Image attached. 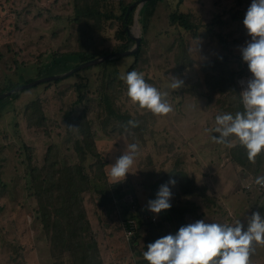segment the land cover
<instances>
[{"label": "rangeland", "instance_id": "obj_1", "mask_svg": "<svg viewBox=\"0 0 264 264\" xmlns=\"http://www.w3.org/2000/svg\"><path fill=\"white\" fill-rule=\"evenodd\" d=\"M238 1L185 0L181 5L179 0L157 2L145 33L147 43L143 58L135 71L142 73L147 83L168 93L165 99L173 111L166 116L140 109L127 99L123 109L137 116L139 126L126 127L127 124L120 121L107 129L102 124L106 112L100 107L99 92L107 81L102 78L110 74L108 72L119 77L126 75L125 71L133 60L131 55L122 56L119 67L109 64L107 70L101 66L82 70L78 78L69 75L0 99V264H55L56 260L69 264L71 261L67 252L60 253L62 245L53 253L51 235L39 213L41 204L46 202L38 198L36 184L48 170L45 158L50 146L53 147V159L76 161L74 136L78 135V128L67 121V114L78 115L85 108L98 129L97 143L103 158L108 160V171L128 145H138L135 163L122 181L125 194L116 199L114 210L98 207L97 194H83L105 263L137 264L141 257L138 251L145 252L142 242L147 232L158 231L159 237L178 232L166 211H162L158 214L160 220L148 225L149 230L144 231L142 242L139 241L140 247L135 249L125 234L127 211L131 207L148 210V201L156 198L160 188L158 172L173 166L176 152L181 157L180 151L183 150L179 137L183 130H187L186 125L199 123L195 133L198 136L212 113L217 116L231 112L238 91L241 94L247 87L245 83L253 78L240 51L251 40L243 20L252 0H243L241 5ZM140 4L130 27L132 33H136L137 28L141 29V34L143 31ZM177 8L191 10L197 20L204 22L203 25L210 24L202 28L204 35L194 36L170 25L169 13ZM219 11L225 12L223 17L216 15ZM74 17V0H0V90L5 85H21L39 77L66 72L61 71V64L52 66L50 61L58 50L79 48ZM115 29L110 26L107 32L95 31V41L102 51L111 52L117 47ZM223 55L228 60L220 67L223 69L221 75L214 76L213 69L201 71L204 63L212 64L217 60L221 64ZM40 69L43 75H39ZM172 77L181 79L183 86L171 89ZM77 85L84 91L80 102ZM110 91L111 95L115 93L114 88ZM38 101L41 106L33 110V119H37L38 124L30 125L28 105ZM41 115L46 119L41 120ZM213 129H205L204 133L207 131L211 136H218ZM192 149L196 152L195 148ZM208 149L204 146L201 154L197 152L204 169V158H216L215 155L228 152L225 146ZM45 199L49 201L47 197ZM249 264H264V256H254L251 252Z\"/></svg>", "mask_w": 264, "mask_h": 264}, {"label": "trees", "instance_id": "obj_2", "mask_svg": "<svg viewBox=\"0 0 264 264\" xmlns=\"http://www.w3.org/2000/svg\"><path fill=\"white\" fill-rule=\"evenodd\" d=\"M141 1L142 0H74V20L77 22V41L79 43V48L75 50L56 51L51 58V65L55 66L61 64V71H67L99 55L117 53L132 48L135 44V39L130 34V27L135 21V11ZM158 1L159 0H149L145 2L140 9V23L143 30L142 41L138 51L131 54L133 60L126 69V74L136 70V68L138 69L142 61L144 46L147 43L145 33L148 30L151 22L150 20L154 16ZM184 1L185 0H179V5ZM133 3H136V5L128 12L129 6ZM238 3L241 5L243 0H239ZM220 14L221 17H223L222 15H224L225 12L219 11L216 15ZM168 19L170 25L179 28L181 31L191 33L194 36H201L204 32L202 28L210 25L208 23L203 25L204 22L201 19L197 20L194 12L191 10L186 11L179 8L171 10ZM212 21L214 23L215 17L212 18ZM115 23L117 25H115ZM110 26L116 28L114 31V38L118 41V45L111 52L102 51L95 41L94 34L96 30L107 32ZM211 27H213L212 23ZM121 57L122 56H117L82 70L97 66H101L103 70H107L109 69V64H115L119 67L121 66ZM226 60H228V58L223 55L221 64L217 60H214L212 64L204 63L201 67V71L213 69V75L217 77L222 74L223 69L220 67L225 65ZM82 70L71 75L78 78ZM108 73L110 74H106L102 78L104 81L107 80L106 85L103 84L99 92L100 107L106 112L103 113L104 118L103 121L101 120L102 124L108 129V127L114 126L115 123L120 121L123 124H127L129 120L140 122L139 119H136L137 116L130 114L128 109H123L125 105L124 102L130 99L127 96V85L118 75L112 72ZM43 74L42 69H40L39 75ZM233 79H235V77H233ZM59 80L60 79L52 81ZM52 81H49V83ZM236 84L235 82V87L237 86ZM17 85H5L1 88L0 93L10 90ZM78 85L76 89L79 95L78 101L80 102L83 100L84 91H82V87L79 88ZM111 88L115 90L113 95H111ZM18 94V91L13 93L14 96ZM38 102L33 105H28L27 115L30 125L34 123L38 124L37 119L36 121L33 119V114H35L33 112V110H35L34 108L41 106L40 101ZM117 102L120 105H118ZM232 104L233 108H231V114L235 115L238 111H244L240 91H238L237 97L232 101ZM215 118L216 115L212 113L211 118L208 117L206 119L204 130H210V128L213 129L215 127ZM44 119H46V116L41 115V120ZM67 121H71L78 128V135L74 136V149L77 154V159L74 162H60L59 159H53V157H51L53 147L50 146L45 158V166L48 170H45L43 179L40 182L37 181L36 184L38 198L41 202H43V200V203L46 202L45 204H41L39 208L40 218L51 235V248L54 254L55 250L62 245L63 248L61 247L60 253L67 252L69 254L71 258L69 264H106L96 235L97 232L93 227V223L87 211L83 194L86 192L97 194V206L106 211H112L116 207V199L123 198L125 194L123 191L124 187L122 182H113L108 174L109 171L107 170V166L109 163L107 159L103 158L101 153L102 150L98 146V129L94 127L95 123L93 119L89 117L88 109L85 108L84 111L78 115L68 113ZM198 124L199 123L195 122L193 126L197 129L199 126ZM204 130L202 129V132ZM208 135L213 137L211 133ZM179 138L181 139L183 150L180 151L182 153L181 157H179V153L176 152L177 157L174 164H172L173 166L171 165L172 167L168 168L166 171L158 172L160 186L167 184L169 180L176 181L174 186L169 184L172 192V198L170 199L171 208L165 211L168 218L174 222L177 229L189 223H194L197 220L205 221V215L211 210L215 211L213 205L217 202L216 197L209 194L207 186L197 183L195 177L188 170V159L192 152H188L189 148H184L183 146L194 138L193 135L188 136L185 130H183ZM230 139L234 142V146H225L228 150L226 155L244 170L249 171L254 181L257 177L264 176V151L256 157L255 163H252L247 158L246 149L235 140V137H231ZM91 170L93 171L91 172ZM46 197L49 201H46ZM147 211L148 210L145 209L138 210L134 207H131L127 211L129 217L136 218L138 222L134 235L130 238L135 249L140 247L139 241L142 242L141 238L144 231L149 230L148 227L150 226L148 225L154 224L145 220L144 214ZM157 232H147L144 238L145 240L142 242L144 251H147V245L149 243L161 238L159 237V232ZM138 252L141 257L139 261H137V264H149V262L144 259L143 253L141 251ZM55 264L67 263L62 260H56Z\"/></svg>", "mask_w": 264, "mask_h": 264}, {"label": "clouds", "instance_id": "obj_3", "mask_svg": "<svg viewBox=\"0 0 264 264\" xmlns=\"http://www.w3.org/2000/svg\"><path fill=\"white\" fill-rule=\"evenodd\" d=\"M243 24L251 40L240 48L242 59L247 63L253 78L241 93L243 112L217 115L216 127L219 135L212 137L217 144L234 146L235 137L247 151V158L255 163L264 151V0H252ZM120 79L127 85V96L131 103L157 116H166L173 111L161 92L147 83L144 75L135 70L122 74ZM183 81L172 77L171 89L177 90ZM138 127L139 122L129 120L126 127ZM73 128L72 126H67ZM138 145H128L126 151L110 165L109 176L115 183L126 179L135 163ZM169 180L161 185L156 198L148 201V210L158 215L171 208L172 192ZM255 184L264 187V176L255 179ZM254 244L264 246V216L254 212L247 220V227L240 220L234 224L206 223L197 220L181 226L176 234H168L147 245L143 257L149 264H249Z\"/></svg>", "mask_w": 264, "mask_h": 264}, {"label": "crops", "instance_id": "obj_4", "mask_svg": "<svg viewBox=\"0 0 264 264\" xmlns=\"http://www.w3.org/2000/svg\"><path fill=\"white\" fill-rule=\"evenodd\" d=\"M186 126V134L194 137L186 144L192 152L189 158L188 170L195 177L196 182L206 185L209 194L217 199L216 204L213 205L215 211L207 212L205 222L234 224L235 221L240 220L246 228L247 220L254 212H260L264 216V201L260 198L252 174L232 161L226 154L215 155L216 158H204L206 160V169H204L200 164L198 153L201 154V151H204V146H208V150H215L216 147H223V145L215 143L207 131L205 133L204 131L198 132V137L195 134L197 130L191 122ZM192 148H195L196 152ZM204 149L206 150V147ZM156 216L160 220V216ZM160 223L163 228L162 222ZM252 252L254 256H264V246L254 244Z\"/></svg>", "mask_w": 264, "mask_h": 264}, {"label": "water", "instance_id": "obj_5", "mask_svg": "<svg viewBox=\"0 0 264 264\" xmlns=\"http://www.w3.org/2000/svg\"><path fill=\"white\" fill-rule=\"evenodd\" d=\"M147 1H149V0H142L141 4H140V7L143 6L144 3L147 2ZM135 5H136V3H133L132 5H130L128 12ZM130 34L135 39V44H134V46L132 48L127 49L125 51H120V52H117V53H108V54H104V55H99V56H97V57H95L93 59L84 61V62L76 65L74 68H72V69H70V70H68V71H66L64 73H59V74H53V75H47V76L39 77V78L31 80V81H29L27 83H24V84H21V85H17V86H15L14 88H12L10 90H7V91H4V92L0 93V99L5 98L7 96H10L11 94H13V93H15L17 91L29 88V87L34 86V85H38L40 83L49 82V81H52V80H57V79L68 77L69 75H71V74H73V73H75V72H77L79 70H82V69L87 68L89 66L100 64V63H102V62H104V61H106L108 59H111V58H114V57H117V56H125V55L134 54L140 48V44H141V41H142L141 29L137 28L136 33H132L131 30H130Z\"/></svg>", "mask_w": 264, "mask_h": 264}, {"label": "built area", "instance_id": "obj_6", "mask_svg": "<svg viewBox=\"0 0 264 264\" xmlns=\"http://www.w3.org/2000/svg\"><path fill=\"white\" fill-rule=\"evenodd\" d=\"M245 88H247V87H245ZM254 184H255V182H254ZM256 187L259 190L261 200L264 201V187H261L259 185H256ZM144 218H145V220H147L151 223H155L158 220L157 216L154 215L153 213H151L150 211H147L144 214ZM137 225H138V222H137L136 218L129 217L126 220V222H125V234L127 235L128 238L133 237Z\"/></svg>", "mask_w": 264, "mask_h": 264}, {"label": "bare ground", "instance_id": "obj_7", "mask_svg": "<svg viewBox=\"0 0 264 264\" xmlns=\"http://www.w3.org/2000/svg\"><path fill=\"white\" fill-rule=\"evenodd\" d=\"M245 84H247V83H245Z\"/></svg>", "mask_w": 264, "mask_h": 264}]
</instances>
